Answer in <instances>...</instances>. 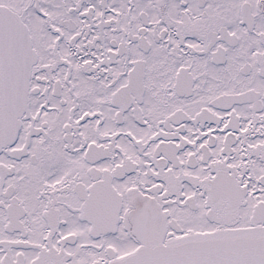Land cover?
Listing matches in <instances>:
<instances>
[{
  "label": "snow or ice",
  "instance_id": "obj_1",
  "mask_svg": "<svg viewBox=\"0 0 264 264\" xmlns=\"http://www.w3.org/2000/svg\"><path fill=\"white\" fill-rule=\"evenodd\" d=\"M0 264H264V0H0Z\"/></svg>",
  "mask_w": 264,
  "mask_h": 264
}]
</instances>
